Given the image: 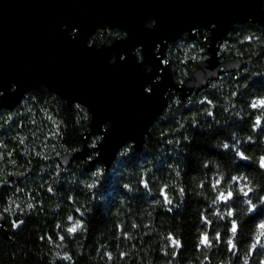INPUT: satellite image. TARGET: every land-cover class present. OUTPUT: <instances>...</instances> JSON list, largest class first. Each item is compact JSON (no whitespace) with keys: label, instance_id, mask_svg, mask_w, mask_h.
<instances>
[{"label":"trees","instance_id":"1","mask_svg":"<svg viewBox=\"0 0 264 264\" xmlns=\"http://www.w3.org/2000/svg\"><path fill=\"white\" fill-rule=\"evenodd\" d=\"M199 34L167 47L178 87L208 59ZM122 38L98 31L90 45ZM218 57L243 69L184 102L166 95L141 151L125 145L105 173L96 164L87 175L79 161L63 173L49 162L81 151L84 107L41 87L0 111V182L30 170L0 193L8 239L0 236V264H264V28L233 27ZM99 143L94 136L86 146ZM221 194L232 201L219 204Z\"/></svg>","mask_w":264,"mask_h":264},{"label":"water","instance_id":"2","mask_svg":"<svg viewBox=\"0 0 264 264\" xmlns=\"http://www.w3.org/2000/svg\"><path fill=\"white\" fill-rule=\"evenodd\" d=\"M245 24L264 28L261 0H0V111L14 110L41 87L67 107H84L90 125L79 136L81 151L49 162L63 173L75 161L87 175L96 164L105 173L125 145L141 151L148 129L166 108V95L184 102L243 69L239 61L220 59L218 45L233 27ZM106 30L124 38L108 47L90 45L96 32ZM201 31L207 33L208 59L178 87L164 64L167 47L183 36L194 41ZM94 136L100 143L89 150L86 142ZM91 153L95 159L89 161ZM29 172L0 182V193ZM232 199L221 194L218 202ZM2 226L0 217L5 241ZM207 244L202 237L201 248Z\"/></svg>","mask_w":264,"mask_h":264},{"label":"snow or ice","instance_id":"3","mask_svg":"<svg viewBox=\"0 0 264 264\" xmlns=\"http://www.w3.org/2000/svg\"><path fill=\"white\" fill-rule=\"evenodd\" d=\"M264 227V225H262ZM75 229H70L69 231H74ZM233 230L235 231V226L233 227Z\"/></svg>","mask_w":264,"mask_h":264}]
</instances>
